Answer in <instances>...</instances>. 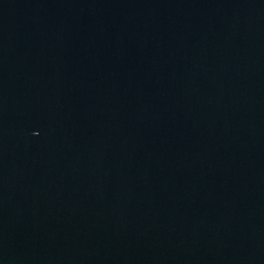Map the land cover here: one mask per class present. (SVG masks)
Here are the masks:
<instances>
[{"label":"water","instance_id":"1","mask_svg":"<svg viewBox=\"0 0 264 264\" xmlns=\"http://www.w3.org/2000/svg\"><path fill=\"white\" fill-rule=\"evenodd\" d=\"M0 264H264V0H0Z\"/></svg>","mask_w":264,"mask_h":264}]
</instances>
